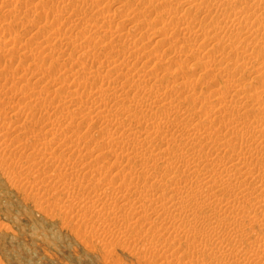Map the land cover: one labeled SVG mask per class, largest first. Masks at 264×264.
Instances as JSON below:
<instances>
[{"label":"bare ground","instance_id":"bare-ground-1","mask_svg":"<svg viewBox=\"0 0 264 264\" xmlns=\"http://www.w3.org/2000/svg\"><path fill=\"white\" fill-rule=\"evenodd\" d=\"M97 1L0 7V169L39 206L94 220L91 238L140 236L174 264H264V0H137L160 10L150 49L130 0Z\"/></svg>","mask_w":264,"mask_h":264},{"label":"rangeland","instance_id":"rangeland-1","mask_svg":"<svg viewBox=\"0 0 264 264\" xmlns=\"http://www.w3.org/2000/svg\"><path fill=\"white\" fill-rule=\"evenodd\" d=\"M0 1L2 3L4 2L2 5L0 4V7L3 8V5H6L5 3L7 0L5 1L0 0ZM29 1L31 0H28V2ZM100 1H102L104 4L105 8L102 7L104 10L105 9L111 10L117 6V2L118 3L122 2V0L120 1L111 0V2L109 1V3L107 0H99L97 2L100 3ZM104 1L105 2L107 1V3H105ZM129 3L130 5L131 4L133 5V7L132 5L130 7L139 9L140 11L139 16L144 17L145 22H142V26H145L146 24V27L150 28L148 29V33L151 34L150 37L145 38L146 34H144L145 36L144 35L142 36L144 41H146L147 39V42L144 44V46L146 47V49H150L152 48L151 44L153 43V40L157 39L156 36L155 37L153 36L155 34H153L152 32L153 31L152 28L155 24H157L155 19L158 20L157 18L154 17L153 14L159 8L154 9L151 3H145L148 4V7L145 5L146 7L143 6L145 8H142V5L144 3L141 2L142 4L141 5L139 2H137V0H130ZM19 10H21V12L19 11L20 15L23 13L26 15L27 18L30 15H32L31 17L35 15V18L37 17L36 19L38 20L39 19L43 20L42 18H44L46 13H48L47 11H45L43 13L33 14L32 11L29 10L28 8L27 9L20 8ZM0 11H1L0 15H2V17H5V15H3L4 14L3 10L1 9ZM27 11L31 12V14L28 15L29 12ZM55 13L56 12L53 11L50 14L51 15L50 18L48 17L49 20L47 18L49 22L53 20L52 15ZM152 15L153 18H155L154 20H152L153 18H151ZM70 19H73V17L72 18L70 17ZM70 19L67 18L66 22L67 23L70 22L69 21ZM146 19L149 21V23H147L148 21ZM132 20L133 19L127 20L124 23H120L121 27L129 26ZM53 22H51L52 25L56 23ZM24 25L27 27H21V33L19 36L20 40H23L28 34H30L34 27L33 25H26V24ZM156 34L157 36H159L160 33H156ZM151 36L154 38H152ZM191 41L194 43L198 42L195 40H191ZM210 41H212L211 38L205 39L203 41V45L209 44ZM3 43H4L3 41H0V46L3 45ZM161 47L163 46L161 44H158L153 48L156 51H158L159 49H161ZM15 48L11 49L10 53L16 52ZM15 62H17L16 59ZM11 64L12 63H10V65ZM159 67L160 66L158 65L152 71H156L157 69L160 70ZM17 71H20V69L18 68ZM23 79L24 78L22 79L14 78L13 80L16 81L17 84ZM198 86H202L201 81L200 84L199 83L196 84V87ZM12 89H16V85H14ZM206 90L207 88L205 87L204 91ZM99 124L100 122L93 123L91 128L88 130L87 134L88 135L93 134V131L97 129ZM38 127L39 126H36L37 130ZM15 130L16 131H14L13 134H19L21 131H23L22 129H15ZM85 140L86 139H84L83 142H85ZM94 141H95V136L89 142L85 143V147L83 149L91 150L89 148L93 146ZM16 143L18 144V141ZM95 151L96 149H92V156ZM136 167H137V171H139L140 170L139 166L136 165ZM114 168L115 167H112L111 171H113ZM6 173L7 172H4L2 169H0V264H172L173 263L162 256L156 255L157 254L156 249L154 247H149V244L147 243L145 245L143 243L144 239L140 236H137V238H134L132 240V239H127L125 237L124 238L111 237L109 235H104L101 233V235L99 236L96 235L93 238H91L93 235H90L88 231L90 229L94 230L98 228V224H96V222H93L94 220L92 219L88 220L86 225L85 223L86 221H83L79 217L78 212L75 211L69 212L67 207L65 208L64 205H60L62 203L59 204V207L58 204L54 206L50 202H45L43 206H39L38 202L33 197H31L30 193L28 192V190L31 192L32 182L29 183V187L31 188L28 187V189L25 192L24 187L18 188L14 186L11 180L6 177ZM52 199H55V197H53ZM152 215L153 214H150V216ZM93 227L94 229H92ZM84 233H88V234H84ZM161 241H162V237L156 235L155 243L159 245ZM145 246H147L146 248L148 250L145 248ZM140 247L142 248L144 247L145 250ZM180 251L182 252V249L179 250V253Z\"/></svg>","mask_w":264,"mask_h":264}]
</instances>
